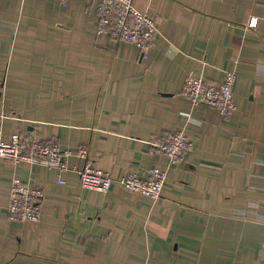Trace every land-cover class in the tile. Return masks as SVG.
<instances>
[{
	"label": "crops",
	"instance_id": "crops-1",
	"mask_svg": "<svg viewBox=\"0 0 264 264\" xmlns=\"http://www.w3.org/2000/svg\"><path fill=\"white\" fill-rule=\"evenodd\" d=\"M135 4L157 20L148 58L98 33L97 0H0L4 138L72 152L62 172L0 158V264H264V0ZM228 69L230 118L182 93L189 72L220 82ZM180 129L196 146L170 165L150 141ZM82 146L115 177L166 169L161 197L82 187ZM15 178L43 189L39 221L10 220Z\"/></svg>",
	"mask_w": 264,
	"mask_h": 264
},
{
	"label": "built area",
	"instance_id": "built-area-1",
	"mask_svg": "<svg viewBox=\"0 0 264 264\" xmlns=\"http://www.w3.org/2000/svg\"><path fill=\"white\" fill-rule=\"evenodd\" d=\"M64 6L69 0H60ZM100 22L98 33H108L118 41H128L141 47L143 57L148 58L158 33L157 20L150 8L139 9L135 0H97ZM257 18H252L251 25H256ZM236 70L228 69L220 82L209 81L202 73L191 71L187 74L182 93L191 101L193 107L200 105L217 108L220 113L230 118L237 109L234 86ZM8 115L0 113V158L10 161H28L58 168L61 172L70 169L68 162L72 152L64 149L56 141L45 140L39 136L14 132L10 139L4 138L3 123ZM151 145L166 155L170 165L184 158L188 150L196 146L195 139L185 130L170 131L155 137ZM77 155L84 160L80 167H75L80 184L86 189L107 192L114 183L121 184L131 192L144 194L158 199L167 182V170L154 165L143 171H131L119 177L95 166L87 147L82 146ZM60 182L65 180L60 175ZM44 191L32 181L15 178L11 185L9 218L19 223H35L42 216Z\"/></svg>",
	"mask_w": 264,
	"mask_h": 264
}]
</instances>
